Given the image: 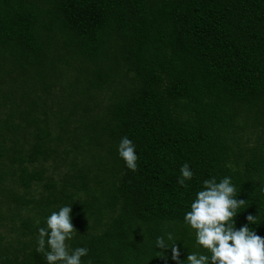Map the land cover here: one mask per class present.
Instances as JSON below:
<instances>
[{"label":"trees","instance_id":"obj_1","mask_svg":"<svg viewBox=\"0 0 264 264\" xmlns=\"http://www.w3.org/2000/svg\"><path fill=\"white\" fill-rule=\"evenodd\" d=\"M212 175L264 236V0H0V264H47L36 221L64 203L85 264H178L155 236L186 258Z\"/></svg>","mask_w":264,"mask_h":264},{"label":"clouds","instance_id":"obj_2","mask_svg":"<svg viewBox=\"0 0 264 264\" xmlns=\"http://www.w3.org/2000/svg\"><path fill=\"white\" fill-rule=\"evenodd\" d=\"M118 154L129 169H138L140 156L132 138L125 135L120 139ZM195 175L194 167L185 162L180 166L178 183L189 188V182ZM200 183L183 213V225L194 236L193 250L181 259V248L177 242L183 240L170 229L155 236V249L171 248L172 258L178 264H264V236L252 227L257 225L259 218L249 213L247 222L240 226L234 219L247 199L237 196L238 186L233 177L212 175ZM72 205L64 203L53 209L45 217L43 225L36 221V250L43 254L47 264H85L84 258L89 256L87 246L72 247L70 244L77 235ZM87 264H92L90 258Z\"/></svg>","mask_w":264,"mask_h":264},{"label":"rangeland","instance_id":"obj_3","mask_svg":"<svg viewBox=\"0 0 264 264\" xmlns=\"http://www.w3.org/2000/svg\"><path fill=\"white\" fill-rule=\"evenodd\" d=\"M7 233V232H6Z\"/></svg>","mask_w":264,"mask_h":264}]
</instances>
